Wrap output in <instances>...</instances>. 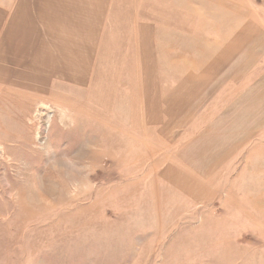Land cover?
I'll use <instances>...</instances> for the list:
<instances>
[{
    "label": "rangeland",
    "instance_id": "obj_1",
    "mask_svg": "<svg viewBox=\"0 0 264 264\" xmlns=\"http://www.w3.org/2000/svg\"><path fill=\"white\" fill-rule=\"evenodd\" d=\"M208 1L231 37H247L223 84L247 114L226 115L221 137H159L157 115L142 130L117 48L99 51L100 72L67 71L55 40L62 69L48 83L25 60L6 65L16 78L0 85V264H264V0ZM216 138L228 144L211 150Z\"/></svg>",
    "mask_w": 264,
    "mask_h": 264
},
{
    "label": "crops",
    "instance_id": "obj_2",
    "mask_svg": "<svg viewBox=\"0 0 264 264\" xmlns=\"http://www.w3.org/2000/svg\"><path fill=\"white\" fill-rule=\"evenodd\" d=\"M203 1L0 0V73L4 82L0 85L6 86V78H16L11 75L16 69L7 70L6 65H19L22 71L23 60L35 75L45 73V81L53 82L54 66L62 69L55 40L62 41L61 62L67 71H102L101 64L97 69L99 51L102 54V48L110 46V56L116 55L117 48L116 63L126 65L125 80L117 79L129 89L126 102L138 113L135 119L142 130L151 131V120L157 115L158 127L153 125V132L159 137L162 129L169 137L185 129L193 136L227 135L226 115L247 114L244 100L229 107L223 96V84L230 76V51L241 53L246 30L244 34L238 29V37H231L229 16L215 19L208 12L213 4L203 5ZM260 30L257 25L251 33L259 37ZM89 57L93 59L90 66L86 64ZM65 73L59 79L69 81ZM205 115L216 117L205 124ZM219 143L224 141H207L211 150ZM219 149L228 151L223 145Z\"/></svg>",
    "mask_w": 264,
    "mask_h": 264
},
{
    "label": "clouds",
    "instance_id": "obj_3",
    "mask_svg": "<svg viewBox=\"0 0 264 264\" xmlns=\"http://www.w3.org/2000/svg\"><path fill=\"white\" fill-rule=\"evenodd\" d=\"M38 148L41 150V151H45V150H47L46 148H45V146H38ZM12 194L11 193H9V196H11Z\"/></svg>",
    "mask_w": 264,
    "mask_h": 264
}]
</instances>
